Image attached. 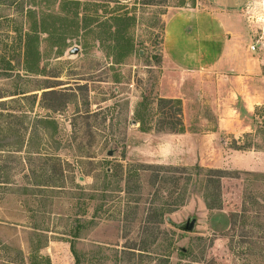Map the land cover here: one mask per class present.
<instances>
[{"label": "rangeland", "instance_id": "1", "mask_svg": "<svg viewBox=\"0 0 264 264\" xmlns=\"http://www.w3.org/2000/svg\"><path fill=\"white\" fill-rule=\"evenodd\" d=\"M243 1L228 74L186 60L184 53L200 55L197 46L181 48L179 63L164 57L168 18L208 7L204 0H0V264H76L70 239L57 234L71 223L74 186L86 195L107 175L122 191L126 171L141 168L149 170L128 179L140 191L105 193L108 204L83 198L87 218L96 206L111 208L74 242L78 264H264V105L249 118L251 133L211 134L224 88L238 86L230 76L244 77L241 66L250 62L261 72L245 76L249 85L264 83V0ZM184 33L173 34L184 40ZM160 98L181 100L182 134L161 127ZM246 146L250 153L234 149ZM156 166L178 180L174 197L183 199L169 215L175 227L165 222L157 231L144 221L173 187L157 195ZM38 184L64 188L45 197ZM217 192L221 209H209ZM191 219L193 232L177 228ZM26 222L57 233L9 225ZM145 239L148 252L139 255Z\"/></svg>", "mask_w": 264, "mask_h": 264}, {"label": "crops", "instance_id": "2", "mask_svg": "<svg viewBox=\"0 0 264 264\" xmlns=\"http://www.w3.org/2000/svg\"><path fill=\"white\" fill-rule=\"evenodd\" d=\"M208 7L203 9H193L185 13H180L168 18L165 26L166 36L164 39L165 56L170 61L179 63L181 58V48H202L200 55L193 53L185 55V59L199 58L204 63L209 62L219 67L229 74L234 71L229 63L233 60L234 52L232 47L235 38L233 33L238 31L235 26L242 22L241 13L243 12V0H204ZM247 9V7H245ZM176 26L175 30L171 25ZM235 24V25H234ZM179 28L185 30V39L181 40L173 33L178 32ZM189 30L190 32H187ZM241 45V44H238ZM217 47L214 56L210 53L211 47ZM185 52V51H184ZM189 52V51H188ZM179 57V58H178ZM261 62V59H260ZM245 63V61H241ZM246 65V64H245ZM243 69L242 75L236 74L229 78L237 80V87H226V97L218 100L213 108L215 114V131H212L214 139H218L220 134L229 135L232 139L238 136L249 134L253 131L250 117L254 114L255 109L264 105V83L260 88H253L246 80L247 74H260L261 66H253L249 62ZM241 80L240 83L238 80ZM260 80V79H259ZM262 81V80H261ZM179 100V99H178ZM181 101V100H180ZM180 135V134H179ZM239 152V151H236ZM250 153L249 151H246ZM239 155V154H234ZM242 170H248V167L242 166Z\"/></svg>", "mask_w": 264, "mask_h": 264}, {"label": "trees", "instance_id": "3", "mask_svg": "<svg viewBox=\"0 0 264 264\" xmlns=\"http://www.w3.org/2000/svg\"><path fill=\"white\" fill-rule=\"evenodd\" d=\"M157 105L160 109L164 110L167 109L165 111L162 112L163 115V121L161 122V127H169L168 132L171 134H182L184 131V124L182 121V103L180 100L178 99H164V98H160L157 101ZM138 115V112H137ZM137 122L140 125L141 131L145 132L147 129L144 128L143 122L140 120H137ZM235 150H240V151H245V150H249L250 146H246V147H235ZM150 168V167H149ZM155 171L150 173V176L152 178V185L153 184H157L159 185L158 189L156 190L157 195L159 194V192L161 191V186L165 185V184H171L172 185V190H170V192H168L169 197L167 199V202H161L159 204H154L151 203V207L149 210V216L146 219V221H144L145 225H146V230H159V227L163 226L165 224V222L167 224H171L172 227H175V224L171 223V221L169 220V215L174 212V209H177L178 207H180L182 204L181 201H183L182 198L180 197H174L175 194V189L177 188V182L178 180L176 178H171V177H167V176H162L161 173L163 171L162 167L156 166L153 168ZM149 169H138L137 172L136 171H126V177L125 178L123 184H124V188L121 191V188H119L118 185L119 182H109L107 180H109V178H107V175H105L104 177L106 178V181L103 183V186L101 189L93 188L91 189L89 194L84 195L85 193V189L80 188L79 186L75 185L73 190H77L78 194L77 195H71L70 197H68V200L70 203L69 204V209L70 211H72L73 213H71L67 218L68 220H70V224L68 226V230H65L64 233H57L54 231H49L47 227L43 226V222H26L27 225H22V224H15V223H9V225L11 226H19L23 229H25L26 231L31 232L32 234L35 235H41L43 233H48V232H54L57 234H60L62 236H66L67 242L70 244V252L73 255L74 259H75V263L78 264V256L76 255L75 252V247H74V242L77 240L81 239V233L84 231L89 230L90 228L98 225V223H100L103 220H107L104 219L102 217V214H105L107 212H109L110 210V206L105 210V212H103V207H101V205L96 206L93 210V214L91 217L87 218V212L85 209V204L83 203V198H86V200L88 201H94V200H100L105 202V204L111 203L112 202V197L105 194V193H113L114 191H118V192H123V194H131L132 191H140L141 189H139V187H135L134 189H130L129 188V181L128 179L131 177V175H136V176H140L138 175L140 172L142 173H146L148 172ZM165 172V171H164ZM209 173H215L218 174L216 176L218 177H222V175L224 174L223 171L221 170H209ZM107 174V173H105ZM60 181L63 180V174L60 171V174L58 175ZM62 179V180H61ZM75 180V179H74ZM208 182L210 184H219V181H214L211 178H209ZM63 183V182H62ZM113 183H115V188L112 190L111 189V185L113 186ZM218 186V185H217ZM53 189H59V190H53L48 188V186L46 185H41L38 184L36 186V189L38 190L37 193L42 194L43 196H45L44 194H56V197L59 196V192H60V188H64L63 186H57V188H55V186H52ZM59 191V192H57ZM80 193V194H79ZM155 196V200L154 201H159V196ZM85 196V197H84ZM46 197V196H45ZM216 201H214L215 203H217L216 205H208L207 207L209 209H221V194L219 192H217L214 195ZM60 199V197H59ZM174 199V200H172ZM39 208H44L46 207V200H40L39 202ZM51 204V201H50ZM87 205V204H86ZM138 209V207L134 208ZM29 213H35L37 212V210H32V209H28L27 210ZM232 221V216L231 219ZM149 227V228H148ZM156 227V228H155ZM151 239L152 242L153 240H155V236L153 237L151 235ZM146 244V239L143 240V245H141L137 251H139V255H142L141 252H148L146 251V246L144 245ZM129 250V248H128ZM128 253H132L127 251ZM182 255L186 254L185 250H180Z\"/></svg>", "mask_w": 264, "mask_h": 264}, {"label": "water", "instance_id": "4", "mask_svg": "<svg viewBox=\"0 0 264 264\" xmlns=\"http://www.w3.org/2000/svg\"><path fill=\"white\" fill-rule=\"evenodd\" d=\"M75 52L76 50H74V53ZM195 223H196L195 219L187 220L185 223L178 225L177 228L181 231L191 233L195 228Z\"/></svg>", "mask_w": 264, "mask_h": 264}, {"label": "built area", "instance_id": "5", "mask_svg": "<svg viewBox=\"0 0 264 264\" xmlns=\"http://www.w3.org/2000/svg\"><path fill=\"white\" fill-rule=\"evenodd\" d=\"M251 50H254V47H251Z\"/></svg>", "mask_w": 264, "mask_h": 264}]
</instances>
